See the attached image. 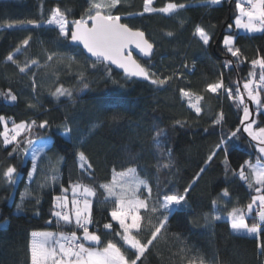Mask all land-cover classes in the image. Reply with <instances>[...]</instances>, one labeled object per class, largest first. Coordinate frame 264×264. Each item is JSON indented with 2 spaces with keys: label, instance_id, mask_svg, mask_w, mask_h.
Wrapping results in <instances>:
<instances>
[{
  "label": "trees",
  "instance_id": "1",
  "mask_svg": "<svg viewBox=\"0 0 264 264\" xmlns=\"http://www.w3.org/2000/svg\"><path fill=\"white\" fill-rule=\"evenodd\" d=\"M169 2L185 7L172 16L138 15L143 12L144 0H122L112 10L121 17L122 23L143 31L153 44V58L140 64L160 77H172L163 86H157L150 81L130 79L104 64L93 67L92 60L79 48L57 40L56 31L49 26L27 25L22 29L18 24L29 19H46L57 6L72 9L69 19L79 18L87 7V0H0V116L4 117L0 132L4 131L5 123L30 124L35 120L38 125L47 120V128L33 127L31 133H23L18 139L22 146L28 138L35 142L49 138L51 142L36 159L33 172L32 160L20 150L9 155L14 145L5 146L0 137V176L8 165L17 168L15 184L9 186L0 179V264H31L29 245L33 231L80 234L74 221L72 225L63 221L58 225L51 215L56 196L66 195L70 205V185L77 181L97 187L92 212L99 223L89 225L90 231L101 236V244L97 246L103 247L110 239L122 244L119 237L106 235L102 227L103 222L111 221L114 205L111 200L101 203L104 192L99 185L111 180L113 169L119 172L128 167L137 168L139 176L152 188L150 203L156 199L158 189L159 194L183 193L205 167L221 135L226 137L230 131L240 128L243 106L229 100L223 90L218 95L205 89L222 78L224 85L233 90L239 82L243 93V83L250 79L248 73L253 70L251 61L264 57V32L248 35L234 28L236 0H222L214 6L206 0H154L152 6L160 8ZM10 23L17 27L8 28ZM197 26L210 34L208 46L194 35ZM168 32L172 35L168 36ZM29 35L32 39L28 48L16 53L20 42ZM227 35L234 37L235 47L241 50L239 59L225 49L223 38ZM49 53H55L52 61L47 60ZM9 54H14L21 65L33 59L39 64L31 65L22 74L6 60ZM254 71L258 81L259 67ZM81 75L88 83L87 88H83ZM60 86L71 90L72 96H53L55 88ZM181 89L192 93L193 100L197 95L203 96L199 115L189 107L188 99L181 96ZM9 90L17 96L16 101L7 98ZM260 91L264 103V89ZM221 111L224 120L214 125ZM254 120V129L264 127V107L257 109L256 105ZM65 123L72 129L70 140L63 135ZM155 130H163L159 149L153 142ZM237 136L238 139L228 141L227 164L223 151L207 164L206 171L192 185L184 206L172 212L165 229L137 264H189L190 260L199 264L200 259L205 264H264V254L259 248L256 252L253 245L248 251L239 252L232 248L233 241H229L223 252L217 235V223L228 222L226 211L233 206L246 209L251 198L258 194L232 174L245 161L263 162L257 147L249 142L243 130ZM78 151H84L92 165L83 173L76 155ZM168 152L172 167L158 171L162 153L163 159H167ZM46 174L49 177L55 174L56 182L49 180L45 184ZM41 184L45 186L41 188ZM63 188L68 189L67 193ZM224 188L230 196L225 198L226 208L222 205V219L206 223L204 216L212 212V201ZM137 195L143 198L148 193L141 187ZM245 219L250 226L259 222L254 210L251 215L245 211ZM147 237L145 228L141 238ZM257 242L264 243V232Z\"/></svg>",
  "mask_w": 264,
  "mask_h": 264
},
{
  "label": "snow or ice",
  "instance_id": "2",
  "mask_svg": "<svg viewBox=\"0 0 264 264\" xmlns=\"http://www.w3.org/2000/svg\"><path fill=\"white\" fill-rule=\"evenodd\" d=\"M122 0H87V7L79 18L69 19L72 9L65 6L63 9L59 6L50 10V14L46 19L43 17L40 21L29 19L27 21L18 22L19 26L26 28L31 25L33 28H40L41 26H49L56 31L57 40L70 41L71 43L81 46L83 51L89 57L94 58L92 66L97 64L115 65L117 68L123 69L126 77H141L144 80L150 81L153 85L163 86L172 77H160L155 72L140 64L133 58L132 52L128 51L130 45H135V48L140 51L145 57L151 56L153 53V44L145 38V33L141 30H133L127 24L121 23V17L113 14L115 9ZM222 0H206L210 6L221 4ZM154 0H144V13H163L166 16L174 15L179 9L185 7L184 4H177L174 2L167 3L164 7H153ZM247 5V6H245ZM235 8L239 15L235 19V27L243 29L248 33L264 32V0H236ZM8 28L17 27V24H8ZM232 27L231 24L228 25ZM168 36L172 33L168 32ZM194 35L199 38L204 46L210 44L211 36L202 27L197 26ZM32 37L29 35L24 38L20 45L15 49L16 53H21L22 49H27ZM224 47L232 57L237 59L241 56V50L234 45V37L227 35L224 37ZM55 53H49L47 60L52 61ZM6 60L16 65L19 72L25 74L31 65L39 64L36 59L31 60L30 63L21 65L15 58L14 54H9ZM252 69L248 73L250 79L243 83V90L239 87V82L233 90L231 87L224 85L223 79L217 82L210 83L206 86L205 91L214 94H220L221 90L226 94L229 100H233L238 106H243V118L240 124L244 125L243 132H247L248 136L258 144L257 151L260 157H264V127L257 126L253 128L255 120L251 119L249 107L245 103L244 93L247 94L248 100L257 105V109L264 107L261 100V89H264V57L253 59L251 61ZM259 67V80L255 79L256 72L254 69ZM81 83L83 88L88 87L87 81L81 75ZM181 91V96L188 98L189 107L194 109L197 115L201 113L200 101L203 96H195L193 102V94ZM53 96H72V91L63 88V86L56 87L52 93ZM7 98L16 101L17 96L12 94L9 90L6 94ZM33 107L32 104L28 105ZM224 120V113L221 111L217 118L213 121L214 125L222 124ZM4 121V117L0 116V122ZM248 123H245V122ZM177 124L180 122L177 121ZM33 127L45 129L48 127V121L44 120L37 125L33 120L30 124L21 122L14 124L11 130L8 129L7 124L4 125V131L0 132V137L3 138V144L14 145L9 155L20 150L27 154L29 147L32 148L33 172L36 170V158L44 152V148H35V141L28 138L23 146L19 137L23 133H31ZM71 127L64 124L63 135L71 139ZM207 131V129L205 130ZM163 130H155L153 142L157 149L160 148V136ZM241 132L238 127L234 131H230L225 137L221 135L219 143H217L205 161V167H202L193 179L192 183L183 190V193L168 194L167 192L159 194L156 199L152 201V188L148 181L142 179L135 167H128L123 171L117 172L113 169L112 178L109 182L99 185L104 192V201L111 200L114 207L110 212L111 221L103 222L102 227L106 230V235L111 234L113 237H119L122 244L115 240H108L103 247H94L93 245L101 244V236L96 232L89 230V225L98 224L93 218L92 198L97 195V187L92 183H84L77 181L70 185L72 191L71 208H69V199L66 195L56 196L53 203V211L51 215L56 218L59 225L61 221L64 224L74 225L76 229L82 230V236L77 234V231H72L70 234L60 232L59 235L53 232H37L31 233L30 241V256L31 264H137L138 261L149 250V246L157 239L159 234L169 221V216L173 211L180 210L188 198V193L192 189V185L201 178V174L206 171L208 163L212 162L213 158L221 151L225 153V164H227L228 141L237 138V133ZM47 146V141L42 142ZM77 159L79 167L84 171L92 168L88 157L84 151L77 152ZM158 162L157 170L170 169L172 167L171 153H167V159ZM227 171V170H226ZM17 168L13 165H8L3 169L0 179L9 186L16 183ZM233 176H238L239 180L247 183L250 189H253L258 195L251 198V202L245 208L233 206L226 211L227 219L230 223L231 230L237 235L255 236L259 239L262 232H264V162L258 159L256 164L250 161H245L240 166L238 172L233 171ZM56 175L49 177L45 175V184L49 180L54 184L56 182ZM45 184H41L43 188ZM147 190L148 195L141 198L137 195L140 188ZM62 191L67 193L68 189L63 188ZM30 195V193H27ZM230 196L227 188H224L220 196L212 201V212L204 216L206 223H212L222 219L221 208L222 205L226 208L225 198ZM24 197L21 198L23 203ZM38 202V201H37ZM230 202V201H228ZM256 206L259 210L255 212L258 217V223H253L251 226L246 222L245 211L251 215ZM20 208V205H17ZM143 210V213L142 211ZM158 214V215H157ZM112 221L118 225L114 226ZM48 223H52L51 220ZM145 228L148 229V237L142 240ZM261 253L264 254V243L258 244ZM189 264H196L195 261L190 260ZM199 264H205L203 259L199 260Z\"/></svg>",
  "mask_w": 264,
  "mask_h": 264
},
{
  "label": "rangeland",
  "instance_id": "3",
  "mask_svg": "<svg viewBox=\"0 0 264 264\" xmlns=\"http://www.w3.org/2000/svg\"><path fill=\"white\" fill-rule=\"evenodd\" d=\"M242 2H243V0H242ZM193 102H194V100H193ZM7 126H8L9 130H11V128L13 127V125H7ZM43 141H47V146H45L42 143ZM50 143L51 142H50L49 138L44 139L41 142L40 141L36 142L35 148L39 149V148L43 147L45 150L50 145ZM26 156L28 158H30L31 160L33 159L32 148H30L28 150ZM37 158H38V156H37ZM255 195H258V194H255ZM70 205H71V203H70ZM70 205H69V208H71ZM254 207H256V206H254ZM246 215H249V214L246 212ZM216 229H217L218 238L220 239V242H219L220 247H221L223 252L225 251L226 244H228L227 242H229V241H233L234 247H232V248L235 250H238L239 252H242L243 250L248 251L251 248L250 247L251 245H253L255 247L257 244V238L255 236H247V235H243V234H241V235L234 234L231 230L229 221L225 222V223H222V222L217 223ZM38 232H50V231H38ZM57 235H59V233H57ZM79 235L82 236V232H80ZM93 246L98 247L97 245H93Z\"/></svg>",
  "mask_w": 264,
  "mask_h": 264
},
{
  "label": "water",
  "instance_id": "4",
  "mask_svg": "<svg viewBox=\"0 0 264 264\" xmlns=\"http://www.w3.org/2000/svg\"><path fill=\"white\" fill-rule=\"evenodd\" d=\"M145 38H146V36H145ZM68 42H69V44L71 46L76 47V48H79L87 58H89L92 61L94 60V58L89 57V55L86 52L83 51L82 45L81 46H77V45L71 43L70 41H68ZM128 51H131L132 52L133 58L136 59L139 63H140V61H150L153 58L154 54H155V48H154V46H153V53H152V55L151 56H148V57H145L142 53H140V51L135 48V45H130ZM104 65L110 67L111 69H113L114 71H116L118 73H122L125 76L123 69L117 68L115 65H108V64H104ZM128 78L133 79V80H136L138 82H148V80H144L141 77H128ZM244 100H245V103L247 104V106L249 107L250 113L252 114L251 115V119L254 120L256 105L252 101L248 100L246 93H244ZM242 118H243V114H242ZM245 123H248V122L246 121ZM243 127H244V125H241L240 124L241 130H243ZM243 133H244L245 137L249 140V142L252 143L253 145H255L258 148L257 142L256 141H253L251 139V137L248 136L247 132H243ZM261 158H262V160L264 162V157H261Z\"/></svg>",
  "mask_w": 264,
  "mask_h": 264
},
{
  "label": "crops",
  "instance_id": "5",
  "mask_svg": "<svg viewBox=\"0 0 264 264\" xmlns=\"http://www.w3.org/2000/svg\"><path fill=\"white\" fill-rule=\"evenodd\" d=\"M239 15V13L237 12V14H236V17ZM236 17H235V19H236ZM235 19L233 20V26H234V28L239 32V33H243V34H248V35H250V34H258V33H261V32H254V33H248V32H246L245 30H243V29H237L236 27H235ZM223 41H224V38H223ZM224 44V43H223ZM257 162H254V164H256ZM114 222V221H113ZM255 250H256V252H258V242H257V244H256V246H255Z\"/></svg>",
  "mask_w": 264,
  "mask_h": 264
},
{
  "label": "built area",
  "instance_id": "6",
  "mask_svg": "<svg viewBox=\"0 0 264 264\" xmlns=\"http://www.w3.org/2000/svg\"><path fill=\"white\" fill-rule=\"evenodd\" d=\"M245 6H247V5H245ZM259 209L257 208V207H255V209H254V216L256 217V215H255V212L256 211H258ZM256 218H258V217H256ZM78 230H80V229H78ZM81 232H82V230H80ZM66 234H70V233H66Z\"/></svg>",
  "mask_w": 264,
  "mask_h": 264
}]
</instances>
